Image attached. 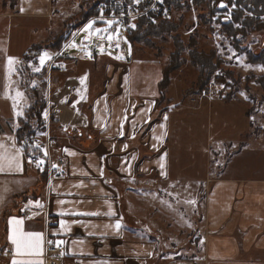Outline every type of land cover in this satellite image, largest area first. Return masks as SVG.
<instances>
[{
  "label": "crops",
  "instance_id": "1",
  "mask_svg": "<svg viewBox=\"0 0 264 264\" xmlns=\"http://www.w3.org/2000/svg\"><path fill=\"white\" fill-rule=\"evenodd\" d=\"M23 5H18L19 12ZM30 46L22 54L24 72L20 68L16 72L18 63L11 74L8 71L9 93L15 97L19 91L22 97L13 99L15 109L5 114L0 101V144L10 152L15 148L22 151L21 171L0 172V264H11L12 260V255L4 254L13 248L8 240L10 218L22 219L25 231L41 232L45 240L62 237L64 264H264V165L255 168L254 174L251 165L243 166L247 162L239 155L251 147L253 138H243V129L236 130L237 126L231 131L230 123L247 116L246 110L231 113L237 107L234 98L216 95L224 104L216 99L211 102V88L203 94L204 99L194 102L196 111L206 105L212 118L229 116L223 126L226 130L217 126L223 134L215 139L217 146H208V135L199 142L201 158L206 159L210 150L209 160L219 168L208 174L197 166L192 168L197 157L194 147L190 148L194 131H189L182 119L183 101L193 102L191 96L181 95L171 105L174 98L168 89L170 100L163 105L160 120L142 131L160 93L163 65H158L159 59L135 57L130 64H106L98 88L91 82L101 68L97 58L87 65L81 57L66 54L76 58L60 59L61 69H49L47 60L44 72L52 79L56 121L47 123L46 131H56L52 134L51 166L57 167L48 169L47 179L42 180V169L16 134L24 117L16 113L20 108L26 113L33 100L32 96L29 100L26 81L29 57L24 58ZM137 50L140 53L139 47ZM87 56L83 60H89ZM32 59L40 63L39 57ZM67 78L72 81L67 83ZM4 84L0 79L3 98L7 91ZM202 126L209 133V123L204 121ZM225 156L228 165L248 170L223 174L217 158ZM31 189L46 207L36 215H25L17 207L19 198L15 195ZM61 221L66 229L61 228ZM116 223L121 225L119 230ZM190 233L198 239L196 252L173 256L166 254L165 247L158 248L168 239L187 246L185 238Z\"/></svg>",
  "mask_w": 264,
  "mask_h": 264
},
{
  "label": "rangeland",
  "instance_id": "2",
  "mask_svg": "<svg viewBox=\"0 0 264 264\" xmlns=\"http://www.w3.org/2000/svg\"><path fill=\"white\" fill-rule=\"evenodd\" d=\"M85 1L86 0H37V2H35L33 0H16V4L14 6L13 2L9 0H0V79L5 81L4 87L7 89L5 94L3 91L4 98L3 96L0 97L1 103L4 104L3 109H5V112L3 110V114L7 113L8 110L13 111L15 109L14 107H16L14 106L15 102L13 100L14 94L9 93L8 91L11 86V80L8 74V59L9 57H12L16 61L15 64L18 63V69L16 68V72H20L19 68L24 72L25 67L23 64L25 60L23 59L22 54L29 44H32L33 46V44L48 43L52 41L53 38H55V36L60 32L65 31V39L63 40L61 46L56 48L58 50L62 49L63 56L61 57V60L65 58H76L66 56V54H73L81 57L82 62L85 64L90 65L95 62H92V59H89V61L83 60V58L89 52L95 53L96 56L94 58H97L96 62L101 68L99 73H96L97 75H95V77L92 75L91 82L92 87L98 88L101 86V82H103V78H101V76H104L105 74L106 64H114L117 62L130 64L135 57H155L159 59L158 62L156 61L158 65H164L169 59L170 52L173 51L174 46L176 45L174 38L176 35L184 45L196 48L194 50H201V52L205 53V55L213 60L215 68L211 71L210 81L206 87L200 89L207 92L208 89L212 88L210 91L214 94L213 95L211 93L214 97L211 102H214L216 99V101L221 100L218 102L224 104V101L219 99V96L228 100L234 98L233 101H235L238 108L235 107L231 113L236 114L238 111L240 112L246 110V119L240 116L241 119L239 118L235 122L233 121L230 123L232 133L234 131V127L237 126V128H235L236 130L243 129V138L245 136L246 138H253L251 147L239 155V157L241 156V158L248 164L243 166L250 167L251 165L254 168L252 169V173L254 174L257 171V168L264 165V70H262L264 69V64L261 62L253 63L249 59L250 53L255 57H258L256 53L261 52V49L262 51L264 50V46L262 44V41L264 40V31H255L243 37V39L242 36H239L241 40H234V38H231L220 29L222 26L221 22L229 19L231 16L230 13L232 4L229 5L227 3L228 0H209L211 2L212 13L210 14V20L207 22L199 17L198 9L195 7L196 5L192 0L193 6H191V4L190 8L184 7L180 11L172 9V15L168 18L174 16H178V18L180 17V19H182L180 21V26L173 32L166 34V37L164 38H153L155 39L156 44L150 47L139 40L133 41L131 37H129L131 35L126 36L123 31L124 25L121 20L108 18L98 21L92 18L96 10L95 5L93 14L83 20V22H79L81 20V7ZM22 2L24 5L22 6L21 12H19L20 10L18 5L20 6ZM219 4L220 7L218 6ZM46 12H48V14H46ZM246 13H248L247 10L244 11V14ZM193 14L196 15L197 22L194 21ZM261 17L264 18V12L261 14ZM159 19L155 22L148 23H156ZM90 21H95L93 29L108 28V33L113 34V39L111 41H107L105 39H99L97 36L93 35L90 40H86L88 34L84 31V29ZM106 21H114V23L111 27H109ZM139 22L140 20L137 24ZM185 23H187V25L193 23L192 27H196V29L194 31H190L192 28L186 30V27L184 26ZM73 26L80 27L81 32L76 35L75 38L72 37L73 39L70 40L67 35L70 34V28ZM108 33H103V35L107 36ZM73 42H75L77 47L69 46ZM191 44L193 45L191 46ZM32 46H30V48ZM101 46H103V52L101 51ZM137 47L140 48V53L138 52ZM50 49L56 50L55 48ZM24 58L27 57L25 56ZM32 58L34 57L27 58L28 61H26L29 72L28 78L26 79L29 87V100H31L30 97L32 95L31 89L36 88L37 86V96L43 98L45 97L47 101L45 113H47L48 119L50 111L56 115L54 111L55 109H53L54 104L52 102V92L54 90L52 79L51 77L48 78L45 76L44 71L46 65H40L39 62H36V60ZM181 59L183 61L182 64L175 68L171 73V79L173 80L169 83L171 84V87L168 85L169 87H167L166 92L171 89V96L174 98L172 101L173 104L171 102V105H174V103L178 101V99L175 98H180L181 95L191 96V101L193 102H190L187 98L183 101L185 108L182 112V119L184 125L187 124V126H189V131L191 129L194 131L190 148H192V146L194 147L195 153H197L196 161L198 160V162L195 161V165L192 166V168L197 166L198 169L204 170L205 172L209 171L208 174H214L219 168H216L217 165L213 159H211V161L209 160L210 150L206 159L201 158L199 142H201L202 139L208 135V146L214 148L218 143L215 139L223 135L220 133L222 130L217 128V126L220 125L224 130H226L227 127L223 126L227 122L229 116L224 120H221V117L218 119L215 117L212 118L209 115V108L206 105L199 111L194 109L197 105V103L194 102L198 98L199 101L204 99L205 96L203 94L206 93L197 92L199 90L196 87V79L199 75V70L198 67L194 66L191 62V57L189 56L188 51L184 50L182 52ZM58 63L60 66L57 69H61L62 62L59 61ZM146 64L147 63H144V66ZM37 67L41 69L38 72L34 71V68ZM84 78L88 80L89 77L85 74ZM19 80L20 79L18 77L16 84L20 87L21 84L19 83ZM67 81V83H70L72 78L70 80L67 78ZM22 82V86L24 87L26 84L24 83V79ZM44 82H46L45 87L43 85ZM169 100L170 99H168L167 96L162 98L158 104L157 110L162 108L163 105L166 106V103H168ZM19 104L20 103L18 101V105ZM186 110L191 112H187ZM18 111L24 116L21 122L27 121L26 116L29 110L25 113V110L22 111L20 108ZM160 114L157 120H160ZM204 121L209 123V133H205L204 131L202 126ZM47 123H50V121H47ZM33 127L36 129L35 134L33 135L34 137L32 138L29 156L33 159L39 158L47 160L48 165H51V160L53 158L52 147L54 145V142L52 141V134L55 130L51 129L49 132L41 131L40 127H37L36 122H34ZM56 130L59 131L58 129ZM46 134L50 135L48 136ZM237 135H239V133H237L236 136ZM231 140L234 141V139ZM36 145H40V148L34 150ZM40 149L41 151L46 149L47 156H44V154L42 155L39 152ZM191 156L192 155L190 154V161L192 159ZM202 159L203 162L199 164ZM217 160L220 162V172L223 174H237L236 172H239L237 169L248 170V168L246 169L242 166H235V164H232L231 166L228 165L227 163L229 158H227V156L224 158L218 157ZM28 198H35V196ZM172 240L174 241L175 238H172ZM185 241L186 243L189 242L188 245L180 246L168 239L165 244H160L158 248L165 247L166 254L173 253V256H175V254L186 255L190 252L198 251L199 244L198 239L195 237V233H190L189 238H185ZM164 251H162V253Z\"/></svg>",
  "mask_w": 264,
  "mask_h": 264
},
{
  "label": "trees",
  "instance_id": "3",
  "mask_svg": "<svg viewBox=\"0 0 264 264\" xmlns=\"http://www.w3.org/2000/svg\"><path fill=\"white\" fill-rule=\"evenodd\" d=\"M13 2L14 6L16 4V0H9ZM97 0H86L84 4L81 7V20L79 22H83V20L87 19L89 16H91L94 12V5ZM195 7L198 9V15L201 19H203L205 22L210 20V14L212 13V7L211 2L209 0H193ZM174 9L176 11L182 10L185 8H190L189 0H172ZM227 3L230 5L232 4L230 18L226 19L225 21L221 22V31L230 36L231 38H234V40H241L239 36L243 37L255 32V31H264V18L261 17V14L264 12V0H228ZM222 4V3H220ZM220 4L218 5L220 7ZM248 11V13L244 14V11ZM263 11V12H262ZM182 16V15H179ZM182 19L178 16H174L171 18H164L159 19L156 23H148L144 21L143 19L140 20V22L137 24L136 29L133 31V34L129 37L133 41L139 40L143 42L144 44L152 47L154 46L155 39L153 38H164L166 37V34H169L176 30L180 24ZM186 27V30L189 28H192L193 23H190V25H187V23L184 24ZM196 27L193 28L194 31ZM65 31L60 32L58 35L53 38L52 41L48 43H41V44H35L33 46L37 47H49V48H59L65 39ZM176 45L174 46L173 51L170 52L169 59L162 68V79L159 81V95L157 98V105L154 109V111L151 113L148 121L145 123V125L142 128V131H145L146 129L151 126V124L158 119L159 114L162 112L163 108L158 109V104L161 101L162 98H165L166 96V89L171 81V73L172 71L179 67L182 64L181 55L184 50L188 51L189 56L191 57V62L194 66L198 67L199 75L196 79V87L198 89H202L206 87L210 81L211 78V71L213 68H215V64L213 60H211L205 53L201 52V50H194L196 48L189 47L183 44L182 41L179 40V38L175 35L174 36ZM192 39V37H191ZM194 41V40H193ZM193 44H191L192 46ZM258 57H255L251 53L249 54V59L251 62H261L264 64V50L259 53H256ZM248 55V53H247ZM45 87V82H44ZM32 102L29 107V111L27 113V121L21 122V124L17 128V137L18 140L23 143L24 150L29 154L30 152V146L32 144V138L35 134V127H33L34 122L37 123V127H40L41 131H46L47 129V121L54 122L55 115L52 111L49 112L48 119H45V111L47 106V101L45 97H39L36 94V91L38 90V87L32 88ZM34 92V93H33ZM39 98V100H38ZM37 150L35 147L34 150ZM39 152L43 155V151L41 149ZM43 157V156H42ZM48 163L47 160H45V164L42 167V170L40 172L41 179L45 177V180L47 179L48 175ZM37 191L35 189H31L28 191H24L22 193H18L15 195V197L19 198V202L17 204V207H20V203L27 199L28 197L37 196Z\"/></svg>",
  "mask_w": 264,
  "mask_h": 264
},
{
  "label": "built area",
  "instance_id": "4",
  "mask_svg": "<svg viewBox=\"0 0 264 264\" xmlns=\"http://www.w3.org/2000/svg\"><path fill=\"white\" fill-rule=\"evenodd\" d=\"M189 3L193 6L192 0H189ZM95 9V14L92 18L98 21L108 18L121 20L124 25V34L129 36L133 34L139 20L143 19L146 22H155L159 18H168L172 15V9H174V6L172 0H97ZM193 17L194 21L197 22L196 15L193 14ZM193 28L194 27H192L190 31L193 30ZM80 32V27L73 26L70 28V34L67 35V37L72 40V37L75 38ZM45 52L49 53L51 56V59L48 60V68H58L60 66L58 62L63 56L62 49L51 50L48 47L34 46L29 48L24 55L29 58L40 57ZM87 58L93 60L94 53H91V58H89V56H87ZM198 90V93H205L204 90ZM48 169L51 170L52 166L49 165ZM29 202H31V204ZM37 202H39V206H37ZM45 207L46 202L44 200L39 198H27L22 201L20 211L25 215H36L43 212ZM48 240L64 241L62 237L58 236L49 237L46 241ZM62 252L64 253L63 255H61ZM64 256L65 242L61 244L59 248L55 247L54 244L49 245L45 243L43 255L44 264H64Z\"/></svg>",
  "mask_w": 264,
  "mask_h": 264
},
{
  "label": "snow or ice",
  "instance_id": "5",
  "mask_svg": "<svg viewBox=\"0 0 264 264\" xmlns=\"http://www.w3.org/2000/svg\"><path fill=\"white\" fill-rule=\"evenodd\" d=\"M95 21H90L88 25H86L84 31L88 34L87 38H91L93 35L97 36L99 39H107L111 41L113 39V34L108 33V28L105 29H93ZM106 23L111 27L114 21H106ZM103 33H108L107 36L103 35ZM70 47H77L75 42H73ZM101 51L103 52V46H101ZM89 58H91V53H87ZM119 58V57H117ZM51 56L49 53L45 52L39 57L40 65H44L47 60H50ZM16 63L15 59L9 57L8 59V68L9 73L14 70L13 65ZM39 67L34 68V71H40ZM264 70V69H262ZM81 83H84V79L82 78ZM22 93L19 91L16 92V96L13 98L14 100L21 98ZM17 115H22V113L17 112ZM45 119H47V113H45ZM15 148V146L13 145ZM36 148H40V145H36ZM44 156H47V150L43 149ZM22 151L19 148H15L13 152H10L8 148L5 147L4 144H0V172L8 171H21L22 164ZM30 163L33 162L31 159ZM36 166L42 169V166L45 164L44 159H36ZM53 168H56L57 165H52ZM163 167V165H161ZM31 204V202H29ZM63 203V202H61ZM194 203V202H192ZM37 206H39V202H37ZM64 215V213H61ZM89 215H98V213H89ZM10 227L8 240L13 246L11 252H4L5 255H12L11 264H44L42 259L44 255V245L45 243L49 245H55V247L59 248L64 241H51L45 240L44 234L41 232L35 231H25L23 224L24 221L22 219L10 218L8 221ZM61 228L66 229V225L64 221H61ZM117 230L120 229L121 225L116 223L114 226ZM64 253L62 252L61 255Z\"/></svg>",
  "mask_w": 264,
  "mask_h": 264
},
{
  "label": "flooded vegetation",
  "instance_id": "6",
  "mask_svg": "<svg viewBox=\"0 0 264 264\" xmlns=\"http://www.w3.org/2000/svg\"><path fill=\"white\" fill-rule=\"evenodd\" d=\"M262 44H263V46H264V40L262 41ZM263 46H262V47H263Z\"/></svg>",
  "mask_w": 264,
  "mask_h": 264
}]
</instances>
